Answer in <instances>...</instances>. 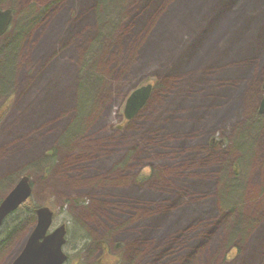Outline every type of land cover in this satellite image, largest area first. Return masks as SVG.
Listing matches in <instances>:
<instances>
[{
  "label": "rangeland",
  "instance_id": "obj_1",
  "mask_svg": "<svg viewBox=\"0 0 264 264\" xmlns=\"http://www.w3.org/2000/svg\"><path fill=\"white\" fill-rule=\"evenodd\" d=\"M103 1L0 0L16 11L0 41V65L12 62L3 82L0 68V202L29 177L30 205L53 212L51 232L66 227L67 264H264V0H241V27L225 26L229 0H195L189 16L183 0ZM107 20L97 81L84 52ZM35 215L0 231V264Z\"/></svg>",
  "mask_w": 264,
  "mask_h": 264
},
{
  "label": "water",
  "instance_id": "obj_2",
  "mask_svg": "<svg viewBox=\"0 0 264 264\" xmlns=\"http://www.w3.org/2000/svg\"><path fill=\"white\" fill-rule=\"evenodd\" d=\"M11 21L12 11L0 9V38L8 31ZM152 89L153 86L148 84L131 93L124 109L127 120H131L147 103ZM258 114L264 116V85ZM31 196L30 178L23 177L0 204V228ZM36 215L37 225L13 264H66L68 257L63 251L66 244V227L63 225L49 233L53 224V212L49 208H40Z\"/></svg>",
  "mask_w": 264,
  "mask_h": 264
},
{
  "label": "trees",
  "instance_id": "obj_3",
  "mask_svg": "<svg viewBox=\"0 0 264 264\" xmlns=\"http://www.w3.org/2000/svg\"><path fill=\"white\" fill-rule=\"evenodd\" d=\"M103 1V0H102ZM105 2L106 1H108V0H104ZM103 1V2H104ZM195 0H183V1H180L179 3H182V9H183V11H185V13H187L188 14V16L191 14V12H192V10H193V8H195L196 7V5H194V6H192V3L194 2ZM217 3H219V1L218 2H216V4ZM214 4V3H213ZM199 5V4H198ZM227 5H228V11H230V12H228L227 14H228V17H227V19H226V23H225V26L227 25V24H230V25H233L232 23H234V19H238V21H241L240 23H239V27H241L243 24H244V22L248 19V20H251L252 19V15L250 16L249 14H247V13H245V11H244V9H243V6H244V4H243V2L241 1V0H229L228 2H227ZM99 8V7H98ZM199 8V7H198ZM100 9V8H99ZM102 11V10H101ZM42 14H44V13H42ZM116 14H117V12H116ZM222 15H226V14H221V17H222ZM238 17H240V18H238ZM158 18H160V17H158ZM157 18V19H158ZM241 18H244L243 20L241 19ZM39 19H40V17H39ZM39 19H37V20H32L31 21V23H29L28 24V27L30 26H32V25H34V24H37L38 23V20ZM218 19L219 18H214V20H213V23L215 24V25H217L218 24ZM159 20V19H158ZM40 22H41V20H40ZM113 26H114V24H112ZM224 26V27H225ZM149 34V32H147V34L145 35V38L147 37V35ZM162 36H164V38L167 36V37H170V36H168L170 33H168L167 31L165 32V30H162ZM166 34H168V35H166ZM144 38V39H145ZM100 44H102V42L100 43ZM143 48V46L141 47V49ZM98 50V48H96V51H93V52H95V60H93L92 62H94L93 63V70H95V72H94V74L93 75H95L96 77V80L98 81V80H100L101 78H103L104 79V77H103V72L101 71V68L99 67V65H98V63H96V61H97V58H96V55H97V53L98 52H100V51H97ZM91 51V50H90ZM89 51V52H90ZM10 53L11 52V46H10V48L8 49V51H7V53ZM15 53H17V52H15ZM18 53H20V51L18 52ZM103 53V52H102ZM89 53H87L86 55H88ZM92 53H90V55H91ZM100 54V53H99ZM15 55V54H14ZM8 56H9V54H8ZM92 57H90V59H91ZM9 60V59H8ZM8 60H7V62H8ZM10 61H13V59H10ZM11 63L12 62H9V64L7 65V67L5 68V67H2V72L1 73H3V79H2V82L4 81V79L8 76V74H6V72L5 71H7V69L9 70V68H10V66L9 65H11ZM97 69V70H96ZM254 74V73H253ZM96 81H94L93 82V85H94V83H95ZM84 86V85H83ZM82 86V87H83ZM83 103H84V100H83ZM81 105H82V103H81ZM263 120H264V116H260L258 113H256L255 114V116H254V118H253V121L257 124V126H259L260 124H262V122H263ZM30 202V201H29ZM29 202H27L26 204H24L17 212H15L13 215H11L10 217H8L7 219H6V221H5V223L3 224V226L0 228V231L2 230V229H4V228H6V229H8V230H12L13 232L15 231V230H17V228H18V226L22 223V222H24L25 220L27 221L29 218H30V215H34L35 214V211H36V207H33V206H31L30 205V203ZM24 214V215H23ZM20 216H26V217H24V220L23 219H21L20 218ZM19 222H21V223H19ZM2 246H3V243H2ZM79 264H81V263H79ZM94 264H98V261L96 262V263H94Z\"/></svg>",
  "mask_w": 264,
  "mask_h": 264
},
{
  "label": "bare ground",
  "instance_id": "obj_4",
  "mask_svg": "<svg viewBox=\"0 0 264 264\" xmlns=\"http://www.w3.org/2000/svg\"><path fill=\"white\" fill-rule=\"evenodd\" d=\"M110 22H112L111 20H107L105 23H104V21L102 22V29L104 30L105 28H107V31L105 30V32H101L100 30H99V32H97V31H95V33H93V35L91 36L92 37V39L90 40V39H87V41H86V44H87V48H86V50H87V52H84L83 54L84 55H86L87 53H89L88 52V50H90V47L92 46V48H93V51H96V48H97V43L99 42V41H97L98 40V38H99V35L101 34V33H103L102 35L103 36H106L107 34H108V32H109V28L107 27V26H109L110 25ZM112 24H113V22H112ZM111 24V25H112ZM24 25V24H23ZM22 25V26H23ZM90 42V43H89ZM89 45H90V47H89ZM4 46H1L0 47V57L3 55V57L2 58H0V61L4 58V56L7 54V52H6V50L4 51ZM97 56V55H96ZM98 59L99 58H97V61H96V63H98ZM5 62V61H4ZM4 64V63H3ZM2 63H1V65H0V68L2 67V65H3ZM248 67H250V65L248 66ZM246 74H248V73H250V71H248V69H247V71L245 72ZM255 74H253V76H254ZM1 92V91H0ZM97 107L98 106H96V108L91 112V114L89 115V117L91 118L92 117V115L94 114V112L97 110ZM78 139V138H77ZM72 142H74L75 144H76V146L78 147V148H80V141L79 140H74V141H72ZM71 142V143H72ZM83 145H85V144H83ZM69 148L70 146H69V144L68 145H65L64 146V149H67V148ZM86 147H90V146H86ZM91 147H94V145L93 146H91ZM83 149H84V147H83ZM224 175H225V172H224ZM115 179H119V176L117 175V176H115L114 177ZM229 185H230V182L228 181V179H225L224 177H223V189H222V191H221V193H220V196H221V198H223V199H225L226 198V196H227V187H229Z\"/></svg>",
  "mask_w": 264,
  "mask_h": 264
},
{
  "label": "flooded vegetation",
  "instance_id": "obj_5",
  "mask_svg": "<svg viewBox=\"0 0 264 264\" xmlns=\"http://www.w3.org/2000/svg\"><path fill=\"white\" fill-rule=\"evenodd\" d=\"M13 6H11V7H9V8H2V7H0V9H2V10H11L12 11V21H11V24H10V26H9V28H8V31L5 33V35H3L1 38H0V41H2L5 37H7L8 36V34L11 32V29H12V27H13V24H14V21H15V16H16V11L14 10L15 8H12ZM46 12V13H45ZM43 13H45L42 17H41V22L40 23H43L45 26H47V25H49V24H51V22H52V18L54 17V9H51L50 11H48L47 12V10H45ZM37 19H39V17L38 18H36L35 17V19L34 20H37ZM56 20V19H55ZM51 39V38H50ZM219 143V142H218ZM31 199V198H30ZM30 199L28 200V201H30ZM27 201V202H28ZM26 202V203H27ZM26 203H24V204H26ZM23 204V205H24ZM22 205V206H23ZM21 206V207H22ZM20 207V208H21ZM19 208V209H20ZM18 209V210H19ZM17 210V211H18ZM36 212H37V210L35 211V214H36ZM35 218H36V220L35 221H37V215H35ZM26 221V220H25ZM27 222H28V220H27ZM38 222V221H37ZM34 231V230H33ZM33 233V232H32ZM49 233H50V231H49ZM30 238V237H29ZM29 240V239H28ZM28 242V241H27ZM65 248V247H64ZM107 249V248H106ZM23 251V250H22ZM108 252V251H107ZM22 253V252H21ZM20 253V254H21ZM17 259V258H16ZM15 259V260H16ZM14 260V261H15ZM13 264V263H12ZM104 264H106V263H104Z\"/></svg>",
  "mask_w": 264,
  "mask_h": 264
}]
</instances>
